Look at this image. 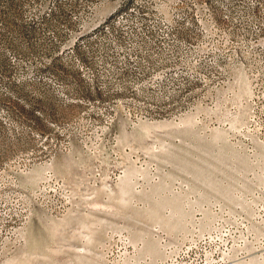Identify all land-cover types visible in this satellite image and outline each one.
Segmentation results:
<instances>
[{
  "label": "rangeland",
  "instance_id": "1",
  "mask_svg": "<svg viewBox=\"0 0 264 264\" xmlns=\"http://www.w3.org/2000/svg\"><path fill=\"white\" fill-rule=\"evenodd\" d=\"M263 86L264 0H0V264H264Z\"/></svg>",
  "mask_w": 264,
  "mask_h": 264
},
{
  "label": "built area",
  "instance_id": "2",
  "mask_svg": "<svg viewBox=\"0 0 264 264\" xmlns=\"http://www.w3.org/2000/svg\"><path fill=\"white\" fill-rule=\"evenodd\" d=\"M254 109L255 111L257 112L256 114V118L259 122V127L261 129V133L262 135L264 136V86L262 87L259 95H258V99L256 100V103H255V106H254ZM254 114L251 113V117H253ZM262 145L264 146V141L262 142ZM263 167H261L260 169V177H261V186H262V191L264 193V158H263ZM262 223V222H260ZM263 225L260 224V227ZM249 237V236H248ZM262 240H259V245H262V247L264 248V237L261 238ZM249 240L252 242L253 241V238L250 236L249 237ZM187 247H184L183 249H181V251L179 252V254H174L172 256H169L167 257L166 259V263L165 264H182L180 262V255H183L184 254V250L186 249ZM248 253H253V252H250V251H247L244 250L242 252H236L232 255V258L231 260H243V258L247 257Z\"/></svg>",
  "mask_w": 264,
  "mask_h": 264
}]
</instances>
